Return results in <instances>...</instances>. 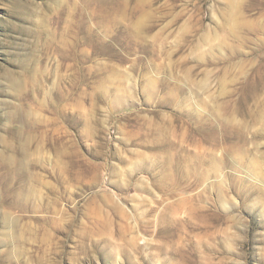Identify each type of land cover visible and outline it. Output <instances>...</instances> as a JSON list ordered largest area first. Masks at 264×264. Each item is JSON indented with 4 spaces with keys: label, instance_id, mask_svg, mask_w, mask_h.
<instances>
[{
    "label": "rangeland",
    "instance_id": "1",
    "mask_svg": "<svg viewBox=\"0 0 264 264\" xmlns=\"http://www.w3.org/2000/svg\"><path fill=\"white\" fill-rule=\"evenodd\" d=\"M0 264H264V0H0Z\"/></svg>",
    "mask_w": 264,
    "mask_h": 264
}]
</instances>
